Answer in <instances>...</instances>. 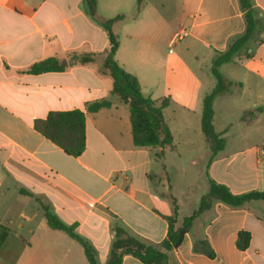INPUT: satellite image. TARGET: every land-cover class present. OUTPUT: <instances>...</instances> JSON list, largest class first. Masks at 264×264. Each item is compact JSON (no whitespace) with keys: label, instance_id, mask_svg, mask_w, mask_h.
<instances>
[{"label":"crops","instance_id":"crops-1","mask_svg":"<svg viewBox=\"0 0 264 264\" xmlns=\"http://www.w3.org/2000/svg\"><path fill=\"white\" fill-rule=\"evenodd\" d=\"M182 1L185 8L179 24H170L154 8L145 15L143 5L139 15L123 23L119 31L117 63L137 78L144 94L153 99L168 98L162 113L175 146L153 148L133 144L128 106L111 97L112 79L102 72L100 58L61 71L20 72L47 57L65 59L72 51H104L107 32L85 12L84 0H0V264H88L82 247L65 232L50 228L34 197L20 189L49 202L66 223L77 221L75 230L96 247L100 264L107 259L115 220L147 242L156 243L165 237V217L173 212L165 195L173 196L175 185L169 170L179 171L172 152L181 158L179 145L188 134L185 129L172 127L165 112L172 106L175 111L201 116L202 98L214 85L204 81L193 66L195 46L214 55L227 49L230 39L245 28L238 0ZM251 2L264 19V0ZM130 3L96 0V11L111 17L128 13ZM178 37L183 39L181 49L176 48ZM259 37L262 40L249 44L250 57L242 55L230 61L244 69L242 78L222 73L235 83L222 95L240 92L254 105V111L248 104L240 106L238 119L245 123L250 116L252 122L264 115V30ZM106 97L112 98L110 106L85 110L87 103ZM74 108L85 112V147L79 156L66 154L33 126L34 119L45 117L51 110ZM214 115L215 111L213 126ZM228 129L214 127L222 136ZM262 129L259 139L239 141L230 149L225 139L224 147L207 163L210 152L199 125L203 154L192 161L200 170L206 161L205 171H200L199 179L187 182L180 200L173 196L175 203L192 204L198 183L194 209L197 207L208 187L206 171L233 193L264 191V126ZM248 132L255 133L253 126L238 131ZM160 150L162 156L155 158L154 152ZM185 199L189 201L184 203ZM194 209L178 208L176 223ZM263 213L262 200L237 207L215 202L193 219L179 246L171 251L170 261L264 264ZM242 229L250 232L244 250L236 246L237 233ZM203 237L213 256L193 250V240ZM121 264L143 263L126 254Z\"/></svg>","mask_w":264,"mask_h":264},{"label":"trees","instance_id":"trees-1","mask_svg":"<svg viewBox=\"0 0 264 264\" xmlns=\"http://www.w3.org/2000/svg\"><path fill=\"white\" fill-rule=\"evenodd\" d=\"M238 2L245 20L244 31L230 39L227 49L214 52L210 73L215 80V84L202 98L200 127L210 152L207 163L225 144V137L214 130L213 99L218 95L229 92L235 84L222 75L218 70L219 66L226 62L241 59L242 55L250 57L249 44L252 41L262 40L259 37V32L264 30V19L258 16L251 0H238ZM143 5L144 0H135L128 13L119 12L111 17H104L96 11V0H84L85 12L107 32L108 45L104 51L100 53L72 51L67 54L65 59L51 56L31 63L20 72L61 71L75 64L95 63L100 58L102 72L112 79L111 97H115L128 106L133 144L153 148H164L165 146L173 148L175 145L172 134L164 121L162 113V109L168 103V98L153 99L150 95L144 94L137 78L124 70L115 59L121 25L134 20L139 15ZM237 84L240 85V83ZM111 97L89 102L86 104L85 110L92 112L102 107H108L112 103ZM33 126L68 155L79 156L85 147V112L82 109L51 110L45 117L34 119ZM162 153V150L155 151V158H160ZM206 177L207 190L199 197L197 207L190 214L183 215L179 224L176 223L178 208L174 197L171 194H163L171 201L173 212L170 216L165 217L167 231L165 237L159 242H147L130 233L119 221L115 220L111 225L112 239L104 264H121L122 258L126 254L138 258L143 264H174L170 261L171 251L179 246L184 234L189 231L193 219L203 210L209 209L215 202L237 207L255 200L264 201L263 190L252 189L246 192L233 193L227 185L209 177L207 171ZM149 179L155 187L156 183L150 174ZM20 192L34 197L50 228L65 232L82 247L88 264H100L96 247L88 238L75 230L78 224L77 221L66 223L55 213L49 202L34 196L25 189H20ZM261 218L264 222V213ZM249 240L250 232L244 229L239 230L236 237L237 248L244 250L249 245ZM193 250L203 252L209 256L214 255L205 237L193 240Z\"/></svg>","mask_w":264,"mask_h":264},{"label":"rangeland","instance_id":"rangeland-1","mask_svg":"<svg viewBox=\"0 0 264 264\" xmlns=\"http://www.w3.org/2000/svg\"><path fill=\"white\" fill-rule=\"evenodd\" d=\"M135 0H131L130 5L127 7V12H129L132 8V5ZM144 6L145 8V15L147 11L154 8L156 11L162 13L163 16H165L170 24H179L181 16L183 15V1L182 0H144ZM182 36V35H181ZM182 37H178L179 43L177 44L176 48H183V39ZM173 45V43H172ZM174 47V46H173ZM195 50L197 58L193 59V66L196 68L197 72L200 74V76L203 78L204 81H209L210 86L212 87L214 85V79L211 76L210 73V66L212 61V53L210 50H207L203 47H197L195 46ZM221 73L228 76L229 78H242L244 75V69L232 62L223 63L219 69ZM210 74V76H209ZM243 104H248L249 108H251L254 111V105L252 102L247 101L244 98V95H241L239 93H234L233 95H222L217 96L213 100V109L215 111L214 115V127L216 130L225 128L226 126H229V129L226 134H224V137L227 141V149L232 148L234 145H236L239 141H252L254 139H259L262 136L263 132V126H264V115L259 116L257 121L251 122V116L247 118L248 123L241 122L238 119V115L241 113L240 106ZM264 107V99H262V103ZM167 119L170 122V125L172 127L177 126L179 129H185L188 131V134L186 136L185 140H182L179 145V153L181 154V158H178L176 156L175 151L172 152L174 157V162L177 165L179 171L178 173H172L169 170V173L171 174V178H174L175 185L174 188L171 190V193L173 196H176L179 200L181 199V193L183 192L184 186L187 184V182H194L195 180L200 178V171H205L206 167V161L203 162V169L200 170L196 168L194 162L192 161V158L197 156L198 154L202 156L203 154V139L201 140L200 137H203L202 134H199L198 128L200 125V116L196 113H188V112H181V111H175L172 106L167 109L165 112ZM253 126L255 133H246L241 134L238 133V131L243 128L244 126ZM194 130V131H193ZM247 136L243 140H241V137ZM167 173V171H166ZM163 174V173H161ZM168 182L170 183L171 180L169 178ZM196 188H194V192H192L193 199L192 204L182 206L181 204L177 205V208L179 209H194L196 206V200L198 198L197 191L199 190L197 187H199L198 183H195ZM189 195V194H188ZM186 203L189 201L188 199L184 200Z\"/></svg>","mask_w":264,"mask_h":264}]
</instances>
